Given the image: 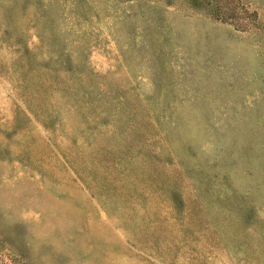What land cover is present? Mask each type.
Returning <instances> with one entry per match:
<instances>
[{
	"label": "rangeland",
	"instance_id": "obj_1",
	"mask_svg": "<svg viewBox=\"0 0 264 264\" xmlns=\"http://www.w3.org/2000/svg\"><path fill=\"white\" fill-rule=\"evenodd\" d=\"M0 264H264V0H0Z\"/></svg>",
	"mask_w": 264,
	"mask_h": 264
}]
</instances>
